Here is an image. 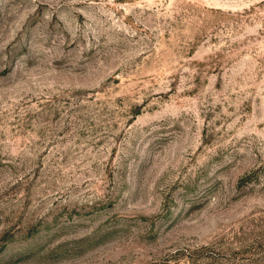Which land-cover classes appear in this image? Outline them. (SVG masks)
Listing matches in <instances>:
<instances>
[{"label":"rangeland","instance_id":"obj_1","mask_svg":"<svg viewBox=\"0 0 264 264\" xmlns=\"http://www.w3.org/2000/svg\"><path fill=\"white\" fill-rule=\"evenodd\" d=\"M0 264H264V0H0Z\"/></svg>","mask_w":264,"mask_h":264}]
</instances>
